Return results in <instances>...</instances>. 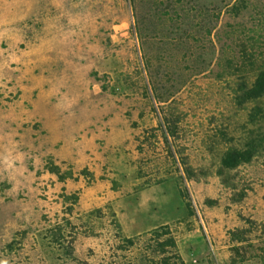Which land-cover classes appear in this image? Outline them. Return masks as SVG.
<instances>
[{"label":"rangeland","instance_id":"1","mask_svg":"<svg viewBox=\"0 0 264 264\" xmlns=\"http://www.w3.org/2000/svg\"><path fill=\"white\" fill-rule=\"evenodd\" d=\"M261 80L264 0H0V264H264Z\"/></svg>","mask_w":264,"mask_h":264},{"label":"trees","instance_id":"2","mask_svg":"<svg viewBox=\"0 0 264 264\" xmlns=\"http://www.w3.org/2000/svg\"><path fill=\"white\" fill-rule=\"evenodd\" d=\"M263 87H264V80H261L255 85L254 90L250 94L253 96H256L258 94V92H260L263 89ZM252 139L249 140L250 142H249V144L246 145L247 146L246 149L240 150V151L236 150L234 153L233 160L231 162L229 161L226 164L236 165V164L241 163L242 161L248 160V158L251 159L253 156V152L255 150H257Z\"/></svg>","mask_w":264,"mask_h":264}]
</instances>
